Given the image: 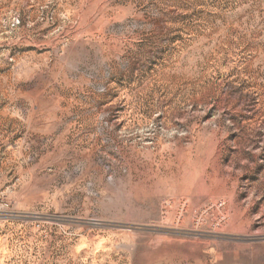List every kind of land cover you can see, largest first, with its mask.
Segmentation results:
<instances>
[{"label":"rangeland","instance_id":"obj_1","mask_svg":"<svg viewBox=\"0 0 264 264\" xmlns=\"http://www.w3.org/2000/svg\"><path fill=\"white\" fill-rule=\"evenodd\" d=\"M0 264H264V0H0Z\"/></svg>","mask_w":264,"mask_h":264}]
</instances>
